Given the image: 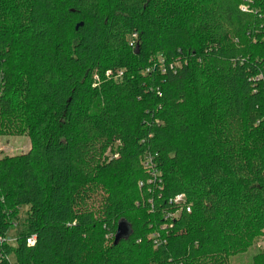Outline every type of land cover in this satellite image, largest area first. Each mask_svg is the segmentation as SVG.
I'll return each instance as SVG.
<instances>
[{
  "label": "trees",
  "instance_id": "obj_1",
  "mask_svg": "<svg viewBox=\"0 0 264 264\" xmlns=\"http://www.w3.org/2000/svg\"><path fill=\"white\" fill-rule=\"evenodd\" d=\"M0 131L32 142L0 264H228L264 234V0H0Z\"/></svg>",
  "mask_w": 264,
  "mask_h": 264
},
{
  "label": "rangeland",
  "instance_id": "obj_2",
  "mask_svg": "<svg viewBox=\"0 0 264 264\" xmlns=\"http://www.w3.org/2000/svg\"><path fill=\"white\" fill-rule=\"evenodd\" d=\"M32 148V142L26 131L13 135H5L0 131V159L5 157L15 158L21 154H27ZM108 158L118 157L113 155L109 151L105 155ZM94 205L100 206V197L93 198ZM26 211V208H24ZM18 233V232H17ZM16 231H10L8 235L11 237V243L15 244V238L17 236ZM264 251V234L259 237L246 253L231 257L228 260V264H252L253 257L258 252Z\"/></svg>",
  "mask_w": 264,
  "mask_h": 264
},
{
  "label": "built area",
  "instance_id": "obj_3",
  "mask_svg": "<svg viewBox=\"0 0 264 264\" xmlns=\"http://www.w3.org/2000/svg\"><path fill=\"white\" fill-rule=\"evenodd\" d=\"M158 158V154L154 155H146L143 159V166L148 170V173H150L151 180L153 181H159L161 183L160 177L161 172L159 168L156 165V159ZM142 186V183H141ZM170 204H175L178 206V210L175 213H168L165 217L167 220H175L178 219L179 216L183 211H186L187 213H191V207L187 204L186 196L185 195H177V197H174L170 200ZM158 235H153V238H156ZM36 242V237L31 236L27 239V245L33 246Z\"/></svg>",
  "mask_w": 264,
  "mask_h": 264
},
{
  "label": "water",
  "instance_id": "obj_4",
  "mask_svg": "<svg viewBox=\"0 0 264 264\" xmlns=\"http://www.w3.org/2000/svg\"><path fill=\"white\" fill-rule=\"evenodd\" d=\"M125 235H127V231H123L119 228L118 234L116 236V243L120 240V238L124 237Z\"/></svg>",
  "mask_w": 264,
  "mask_h": 264
}]
</instances>
